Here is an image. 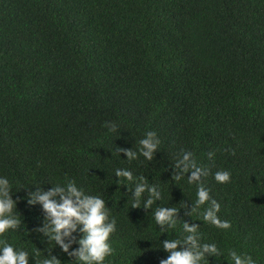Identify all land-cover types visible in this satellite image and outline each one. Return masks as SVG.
<instances>
[{"label": "trees", "instance_id": "obj_1", "mask_svg": "<svg viewBox=\"0 0 264 264\" xmlns=\"http://www.w3.org/2000/svg\"><path fill=\"white\" fill-rule=\"evenodd\" d=\"M147 131L160 139L151 161L114 150H137ZM184 152L199 181L173 179ZM116 169L161 199L145 209V193L132 207V182ZM223 170L226 183L215 179ZM0 176L21 219L0 241L27 250L29 264L49 254L76 264L36 231L43 212L27 203L37 184L67 180L116 220L104 264H160L161 242L182 239L184 221L219 249L208 264H233L232 251L264 264V0H0ZM199 186L210 201L190 216ZM211 200L230 227L203 219ZM159 206L179 208L174 229L160 233Z\"/></svg>", "mask_w": 264, "mask_h": 264}, {"label": "clouds", "instance_id": "obj_2", "mask_svg": "<svg viewBox=\"0 0 264 264\" xmlns=\"http://www.w3.org/2000/svg\"><path fill=\"white\" fill-rule=\"evenodd\" d=\"M106 126L110 132L118 133L119 128L115 123L108 122ZM159 145L160 139L157 133L147 131L139 140L137 150L118 146L114 150L118 154L123 152L128 160L143 156L147 161H151ZM208 155L211 157L213 153L209 152ZM174 167L181 170L173 174L174 180H179L182 174L190 172L189 181L195 182L204 174V170L195 164L191 152H184ZM114 175L118 178L117 181L124 178L132 182L131 188L128 184H123L132 192L131 196L134 200L132 207L140 206V198L145 193L148 194L144 201L145 209L151 208L161 199V191L156 185L148 184L145 177H134L129 169H116ZM215 179L220 183H226L230 180V173L227 170L218 171L215 173ZM12 189L9 179L0 176V235L21 225V219L16 214V200L11 195ZM196 196L195 205L188 213L190 216L196 208L210 201L209 191L203 186L198 187ZM27 203L39 204L43 212L42 224L36 228V231L53 240L63 252L74 257L76 264H104L105 258L113 254L110 237L116 231L115 218H110L105 199L87 193L75 180H67L63 184L51 183V187L46 190L37 184L35 190L27 193ZM210 203L211 206L203 213V219L218 227H230L228 222H221L217 217L220 210L219 203L215 200H211ZM178 210L179 208L176 207L165 206L155 209L153 218L156 225L160 226V233L176 227L179 219ZM183 232L186 235L182 239H166L161 242L160 246L168 255L160 261V264H202L205 260L208 264V256L216 257L219 254V249L214 243H201L197 224L184 221ZM74 243L77 247L72 248ZM29 256L27 250L0 241V264H29ZM230 256L233 264H255L251 257H243L235 251H232ZM41 264H61V261L55 255L49 254Z\"/></svg>", "mask_w": 264, "mask_h": 264}]
</instances>
